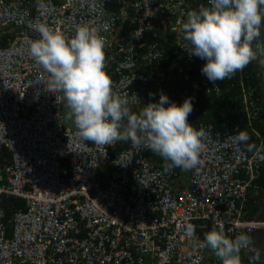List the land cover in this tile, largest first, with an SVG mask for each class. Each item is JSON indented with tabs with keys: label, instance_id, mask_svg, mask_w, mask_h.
I'll list each match as a JSON object with an SVG mask.
<instances>
[{
	"label": "built area",
	"instance_id": "1",
	"mask_svg": "<svg viewBox=\"0 0 264 264\" xmlns=\"http://www.w3.org/2000/svg\"><path fill=\"white\" fill-rule=\"evenodd\" d=\"M126 1L0 0V264H221L211 249H193L188 223L201 240L218 225L230 238L251 236L242 262L264 264V245L254 241L264 220L248 217L263 188L264 153L248 151L237 133L198 122L204 166L166 173L148 148L99 147L63 124L62 92L46 90L48 73L29 55L37 23L68 39L88 25L105 38L113 90L134 113L180 84L221 93V81L201 72L206 61L180 46L187 12L208 0ZM243 71L226 89L240 88L250 122L264 108ZM7 197L21 200L8 218Z\"/></svg>",
	"mask_w": 264,
	"mask_h": 264
},
{
	"label": "clouds",
	"instance_id": "2",
	"mask_svg": "<svg viewBox=\"0 0 264 264\" xmlns=\"http://www.w3.org/2000/svg\"><path fill=\"white\" fill-rule=\"evenodd\" d=\"M129 1L125 3L129 4ZM262 26L264 0H208V6L187 12L179 28L186 43L180 46L190 56L206 61L201 72L215 84L231 79L258 57H264V42H260ZM32 28L39 38L30 43L29 55L48 73L49 78L44 81L46 90L63 93L68 108L67 118L73 120L81 139L99 147L130 141L137 149L148 148L163 159L166 173L176 168L190 171L204 166L205 161L201 157L206 132L194 126L200 121L208 122H194L191 112L196 109L193 110L192 100L186 98L187 95L203 93L201 90L189 84H180L178 91L173 94L161 92L158 102H150L134 113L128 101L113 90V81L106 71V40L95 29L88 25L78 26L75 35L68 39L62 32L44 24L37 23ZM245 72L242 75L244 84L254 85V94L264 108L260 80L246 82ZM239 89L238 86L228 89L233 90L230 106L238 108L245 125L259 138L252 123L264 112L248 122L241 99L237 96ZM179 92L183 93V98H180ZM225 130L237 133V140L241 145L245 144L248 151L264 153V149H260L261 140L257 143H260V148L249 143L250 137L245 129L242 131L235 124L232 130L225 127L222 131ZM259 159L264 160V156H259ZM263 169L264 166L261 173ZM250 210L249 207L248 217L259 219L263 215L260 210L253 214ZM195 227L192 223L184 226L185 235L194 250L211 249L221 264H242L241 250L249 248L251 236L242 233L230 238L223 225H218L206 232L201 240ZM252 260L259 261L260 255L256 254Z\"/></svg>",
	"mask_w": 264,
	"mask_h": 264
},
{
	"label": "trees",
	"instance_id": "3",
	"mask_svg": "<svg viewBox=\"0 0 264 264\" xmlns=\"http://www.w3.org/2000/svg\"><path fill=\"white\" fill-rule=\"evenodd\" d=\"M202 65V64H201ZM200 65V67H201ZM244 70H246L244 74V80L247 82H258L260 80V76L258 75L257 67L253 62L247 65ZM239 78L238 72L230 79L226 81H221L220 87L223 90H226V87L230 84H234L237 82ZM182 89H188L185 86H181ZM206 93L198 92L196 96L187 95L186 98H190L193 104V110L191 115L195 121H206L212 125V128L224 130V128H228L232 130L235 124L242 129V131L247 132L250 140L249 143H254L257 146L259 140H261V149H264V114L260 116L257 120H255L252 125L258 133L259 138L252 132L248 126L245 125V119L242 116L241 112L238 108L230 106L231 98H233V90L227 91L220 94L210 95ZM227 104H226V103ZM181 104V103H178ZM206 110V111H205ZM192 124V122H190ZM224 124L226 126H224ZM243 147L246 148V145L243 144ZM247 149V148H246ZM21 204V200L14 197H7L3 199L1 203L2 208L5 211L6 217L10 216V210ZM251 208L250 212L253 214L256 212L257 205L253 203L252 200L248 202V209ZM242 264H251V262H242Z\"/></svg>",
	"mask_w": 264,
	"mask_h": 264
},
{
	"label": "crops",
	"instance_id": "4",
	"mask_svg": "<svg viewBox=\"0 0 264 264\" xmlns=\"http://www.w3.org/2000/svg\"><path fill=\"white\" fill-rule=\"evenodd\" d=\"M260 42H264V26H262L261 28ZM253 63L257 67L258 74L260 76L259 87H260V92H261V95L264 101V57H258V59L254 60ZM262 185H263V188L260 192V195H254V197L256 196L255 199H253L254 197H252L251 200L253 201V203L257 205L256 211L260 210V212L263 214L264 211H261V204L263 202L262 200H264V169L262 172ZM257 203H259V205Z\"/></svg>",
	"mask_w": 264,
	"mask_h": 264
},
{
	"label": "water",
	"instance_id": "5",
	"mask_svg": "<svg viewBox=\"0 0 264 264\" xmlns=\"http://www.w3.org/2000/svg\"><path fill=\"white\" fill-rule=\"evenodd\" d=\"M61 116L63 120V124L66 125L69 128H75V124L73 120L67 118V113H68V108L66 105V101L63 98V93L61 95ZM261 204V211H264V200H262ZM260 220H264V212L263 215L259 218ZM254 241L259 245L263 246L264 245V226H256L254 229Z\"/></svg>",
	"mask_w": 264,
	"mask_h": 264
}]
</instances>
